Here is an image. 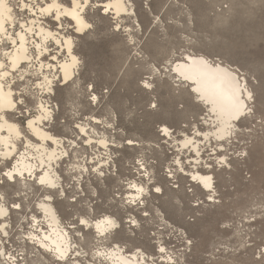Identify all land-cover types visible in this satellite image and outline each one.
<instances>
[{
  "label": "rangeland",
  "instance_id": "rangeland-1",
  "mask_svg": "<svg viewBox=\"0 0 264 264\" xmlns=\"http://www.w3.org/2000/svg\"><path fill=\"white\" fill-rule=\"evenodd\" d=\"M132 1L142 30L134 27L133 20L124 19L120 24L132 28L133 43H129L126 29L116 31V20L102 15L103 10L93 5L90 6L94 10L90 6L86 9V19L92 27L84 35L73 33L67 26L68 21L66 28H59V31L65 29L61 33L75 37L74 50L80 60L79 75L74 77L79 80L59 85L56 79L55 93L51 98L46 96L53 105H58L55 121L50 124L68 152L59 162L62 164L67 159L70 165L77 161L92 173L95 169L109 173L103 167L104 162L101 163L107 154L105 147L99 145L103 137L114 161L111 173L103 181L84 174L82 179L77 170L70 176L66 164L60 167L66 194L58 197L56 192L54 198L62 221L66 226L75 223L85 234L84 241L80 242L85 258L96 250V245L91 243L89 235L92 233L84 231L78 223L79 218L97 219L109 214L122 224L117 238L124 239L122 243L130 252L138 248L146 254H154L160 245L168 250V255H161L175 261L168 264H264L261 253L264 245V0H221L229 3L230 9L217 16L211 15L204 0ZM22 13L24 18L32 15L27 11ZM154 17L159 19L156 23H153ZM50 24L58 29L55 23ZM188 49L215 61L233 64L252 92L253 112L241 118L239 134L222 142L225 149L213 140L211 143L202 141L198 154L190 149L176 151L166 145L170 138L161 132L162 125L175 137L182 131L193 133L195 127L207 128L204 106L195 102L186 85L169 75L170 63L181 58ZM64 57L59 56V60ZM31 80L36 82V78ZM146 82L150 83L149 88L145 87ZM17 89L23 93L22 86ZM91 94L97 96V101L92 98L89 102ZM23 100L27 101L28 112L33 115L32 99L25 96ZM25 106H22L24 112ZM26 112L25 117L20 118L22 126L29 116ZM80 125H88L86 135L79 131ZM71 135L75 138L71 139ZM73 140L81 141L85 147L77 143L69 151ZM129 140L138 142L139 146H127ZM94 152L95 161L90 158L88 163V159L80 158L91 157ZM176 157L185 171L213 174V190L189 183L192 178L189 173L180 171L173 160ZM222 159L229 167L224 163V166L217 165ZM138 160H141L139 164ZM141 164L148 169V178L153 176L152 181L147 180ZM76 179H81V187ZM140 181L148 184L150 195L143 198V206L130 208L126 202L122 206L119 202L131 190L130 183ZM5 183L0 184V188L5 193L6 203L12 207L18 202L22 207L20 214L12 215L10 243L18 251L17 239L28 227L29 217L40 216L35 210L36 203L44 196L45 189L37 190L32 186L30 190L21 191ZM157 185L162 186L163 195L153 192ZM126 215L130 218L134 215L140 223L132 238L126 235ZM27 234L21 243L27 241ZM104 245L112 246V243L108 241ZM33 257L27 259L26 264H47L41 259L36 263ZM153 259L156 261L157 256ZM92 262L98 264L95 259Z\"/></svg>",
  "mask_w": 264,
  "mask_h": 264
},
{
  "label": "bare ground",
  "instance_id": "bare-ground-1",
  "mask_svg": "<svg viewBox=\"0 0 264 264\" xmlns=\"http://www.w3.org/2000/svg\"><path fill=\"white\" fill-rule=\"evenodd\" d=\"M4 3L7 5V8L10 9V11H5L4 6L0 5V64L3 65L2 67H0V85L3 86V93L9 94V98L11 99L12 103H14L16 106L13 109L0 110V116L4 118L3 120H0V127H3L5 129L3 131H0V153H4L5 151L11 152V155L8 157L0 155V168L3 167V169L0 170L1 172L0 179L2 181L0 184H4L5 182H6L5 184L9 186L13 184L14 186L19 187V190L21 191L25 189L30 190L33 186L37 190L45 189V194L39 201L36 200L37 209L35 210H37L40 213V216H35V215L31 216V223L33 224L34 227H32V231L27 234V241H24L22 243L18 242L19 250L16 251L11 249L14 248V245L10 243V239H11L10 237L13 229L12 215L14 216V214H20L18 213V211L21 210L22 207L18 202L14 204H19L20 205L19 208H14L8 205L6 203L7 201H6L5 193L0 188V197H2V199H0V208H3L8 213L6 216L0 215V264H26L27 259L31 258L32 256H34L33 259H36V263L40 262L39 259H41V261L47 264H84V263L97 264L95 262H92L94 259L98 261V264L174 263L175 261L173 260L172 257L170 256L166 257L165 255L163 256L161 255L163 253L168 255V250L164 246L158 245L159 246L157 248L158 251H155L154 254H146L143 250L138 248H134V250H132L131 252L127 251L126 247H124V243H122L124 239L120 240L117 238L118 236L117 232L120 231V229H122V224L116 217L109 214H104V216L99 217L97 219H91L90 217L88 219L83 217L79 218L78 223L80 222L81 219L87 221L86 224L83 225L80 224V226L84 228V231L88 230L87 231L88 233L90 232L92 233V235H89L92 240L91 243H94V245H96L95 246L96 250L94 252L91 251L92 253L88 257L86 256L87 258H85V253H83L82 252L83 250L81 251L82 248H80L81 247L80 242L84 241L83 238L85 237V234L82 233L80 230H78V228H76V226L74 225L75 223L68 224V226H66L62 221L61 215L55 205L56 201L54 198V194L57 192L58 194L56 195L58 197L60 196V194L61 196H64L66 194V190L63 186L64 180L62 181L61 175L59 173V169L62 165L66 164L65 167L67 168L69 167L68 173L70 172V176L71 175L73 176L77 170L80 178L82 177L83 179L82 175L84 174L85 176L88 177L93 176L99 181H103L102 179L103 178L105 179V177H107V175L111 173L110 168L114 167L113 165L114 161L112 160V152L111 149H109L110 147L109 148L106 147L107 140L104 137L100 139L99 145L105 147V151L107 154H106V159L103 158L104 160L101 163L104 162L103 167L104 168L106 167L109 173H107L104 169L102 170L95 169L94 172L92 173L90 172V169H88V167H86L85 165H81L77 163V161L71 162L70 159H69V161L71 162L70 165L66 163L67 159L62 164H60L59 162L61 161V157L63 155L66 154L68 155V152L63 144V141L59 139L55 133H53L52 126L50 123L55 121V109L56 108L58 109V105L57 103L53 105L52 102L49 100V98H51L50 96L55 93L56 79H59L58 80L59 83L57 82L59 85L61 84V82L63 83V85L66 84L68 85L69 82L72 81L73 79L74 81H76V79L79 80L78 78H74V77L76 76L77 73L79 75V70H80L79 69L80 60L74 50L75 37L71 36L70 34H64L61 32L65 30L64 29L66 28L65 24L68 21L67 26L68 27L70 26L71 29H73V33H75L78 36L84 35V32H86L87 29L92 27L89 21H87L86 19V15H85L87 11L86 9L90 5H93L96 9H100L101 11L103 10V13H101L102 15L104 16L110 15L113 18V20L114 19L116 20V27H117V29L115 28L116 31L121 30L122 28L126 29L129 32L128 33V37L130 38L129 43L131 42L133 43L134 37L130 33L132 31V28L130 27L127 28V26L123 27L121 26L120 23L124 19H128L130 21L133 20V22L135 23L134 27L135 28L137 27L139 31L142 30V26L140 24V21L138 19V14L136 12L135 3L132 0H96V1L89 0V5L86 8H84L82 12H80V17L83 23L88 25V27H82L70 17L62 16L61 19L57 21L54 18L56 15L55 10L51 14L41 15L39 8L47 7L49 4L52 3V0H43L42 4L40 3V0H36L37 6L32 8L31 11H27L30 12V14H32L33 16L30 15L29 17L26 18H24V15L22 13L26 11L23 10L22 5L24 3H28L31 5L33 3V0H4ZM56 3L62 5V7L60 8L61 12L65 8L71 9L72 7V0H56ZM91 7L92 6H90L89 8ZM105 9H107V11H105ZM148 12L150 16H153L150 11ZM156 20H159L158 17H154L153 23H156L155 22ZM49 22L55 23L58 26V29L54 28L53 25L51 26ZM20 25H24V28L22 29ZM62 27H64L62 31H59V28ZM78 27L80 28L79 31H77ZM17 33L24 36V42L22 47H19L21 42L16 36ZM12 39L17 40L16 45L12 44ZM5 52L9 53L10 56L15 53L18 57V65L14 71H13L12 62L4 55ZM61 55H63V57L65 56L64 60L62 61L59 60V56L61 59ZM45 56H47L48 58H45ZM73 57H75L77 61L75 66H71ZM170 60L171 58L168 59L167 61L171 62ZM198 61H205L213 68L219 67L225 73H227L228 76H230L233 83H238L239 85L243 86L244 89H246L245 95L248 92L252 94V92L248 87L246 79L241 78L242 75L239 73L240 71L238 70V68L234 67L233 64L231 65L226 62H220L219 60L215 61L203 54H199V53L195 54L190 49L185 51L182 54L181 58L174 60L172 63H170L171 64L169 70L170 77L177 78L178 79L177 82L186 85L188 89L187 90L188 93L191 94L195 102L201 106H204V108L206 109L204 121L207 128L200 130L199 128L195 127L194 132L188 134L187 132L185 133L182 131L180 132L179 135L180 138L173 136L170 132V129L165 125H162L161 132H163V135H165L163 130L167 129L168 134L165 136L170 138V142H166V145L169 144L170 148L175 149L176 151L190 149L196 154H198L199 152V148H200L199 144L202 141L211 143L214 140L217 146L221 148L223 147L225 149V145L222 142H226L228 138L235 137L240 130L239 123L241 118L245 117L247 114L250 115L251 113L246 111L245 114L241 116L239 119L233 120L231 122L232 128L229 132V135L225 136L223 140H218L216 138V136L220 135L218 129L222 128L223 125L217 120L215 115H211L208 112V109L211 106L199 100L197 97V93L192 91V89L196 87V85L191 80L184 79L185 74H189L195 70V63ZM62 66H68L67 75L65 74V70L64 68H62ZM5 72L8 73L7 76L3 75ZM31 78H36L35 80L36 82L32 83L33 79L31 80ZM22 84H25V86H23ZM145 84L150 85L149 82H146ZM20 86L24 88L23 93H21L20 91H18L19 89H17ZM88 90L91 91V88H89ZM94 95L91 94L90 98L92 99ZM25 96L28 97L29 99L30 98L32 99L33 103H31V107L34 110L33 115L29 114L28 112L29 105L27 101L23 100V97ZM46 96H48L49 98ZM94 97L95 99L93 101H97L98 99L97 96ZM89 102H91V100ZM245 102L251 108V104L253 103L252 99L246 100ZM2 103L3 101H0V104ZM24 104L26 105L24 108L27 109L26 110L27 112L26 111L25 112L29 116L27 118V122L25 126L24 125L22 126V124H20V118H23V116L25 117V112L22 111L23 110L22 106ZM45 114L48 117L46 120L38 119L39 117ZM5 121L7 122V124L14 125L16 130L20 133L19 138H16L13 135L11 138L7 140V147L5 145V138L9 137V133L6 130L7 126L5 124ZM29 121L36 122L34 124V127L38 130V134H33L32 129L29 128L28 126ZM87 126L88 125H80L78 127L80 132H81V128L84 129V132L83 133L81 132V134L86 135L88 133L86 131ZM92 132H94L93 129ZM197 132H200L199 136L196 135ZM45 137H51V139H46ZM188 139L194 140L195 143L191 145L189 148H185L184 143ZM231 140L232 139H230V141ZM101 141H103V143H101ZM69 144H70L69 147L77 145L75 140L71 141V143ZM127 146L129 147L139 146V143L132 141V143L131 144L128 143ZM141 159L143 160V154ZM173 160L177 164V167L179 169H183L182 171L183 173L185 172L189 173L191 178L194 175L199 177L210 176L212 178L210 181V183L212 184L211 190H213V179H214L213 174H211L210 172L201 173L199 171H185L182 165L183 163L179 161L180 160L179 158L176 157V159ZM222 160L224 161L223 163L229 167V164L225 162V159ZM220 161L219 163H217V165L218 164L223 165V163H220ZM139 162H141V160H138V164ZM13 166H16V168L19 171H21L23 175L22 176L16 175L14 180L9 181L7 177L3 175V172L12 170ZM141 166H143L142 169L144 170L147 176V180L152 181L153 176L151 178H148L149 177L148 169L143 164H141ZM26 169L31 170L32 176L28 175V171ZM45 172L54 178V183L56 185L54 188L42 187L41 185L35 182L37 176L42 175ZM152 172L150 174H152ZM68 173L67 175H69ZM171 177L174 178L173 176ZM80 180L76 179L79 187L82 186ZM189 181H190L189 183H191L194 186H197L200 189L201 187L202 189H206L200 180L192 179L191 181V179H189ZM195 183L198 185H195ZM132 184H135L137 188L142 187L144 190L143 193H137L134 189L130 188L132 191L131 190L128 191L125 194L124 199L121 200V202L119 203L123 206V204H125L124 202H126V204L128 203L127 206L130 208L136 206L139 207L143 206L145 201L143 200V198L150 196L148 193V187H147L148 184L143 182L141 183V181L140 183L133 182ZM199 184L201 185V187ZM156 188H160L161 191L156 192L155 191ZM163 191L164 190L162 189V186L157 185L156 187H153V192L157 194L160 193L161 195H163L164 194ZM137 195H139L140 197L139 200L135 199ZM45 196H51V199L44 200ZM58 197L57 199H59ZM41 203L46 205L47 211L39 207ZM129 216L125 217V220L127 221H125L124 223L126 224L125 226L126 235L129 238H132V236L134 235V231L140 227L139 225L140 223L139 220L134 215L133 218H130ZM104 217H108L109 219H111L115 226L110 228L104 234H100L97 231L96 225L97 222L102 220ZM162 220L164 221L163 218ZM76 235L79 238L77 237L76 239ZM45 236L48 237L47 241L43 239ZM108 241H111L112 246L104 245ZM56 245H60L62 248L67 247L68 254L64 260L58 261L56 259L57 253L54 251ZM9 246L11 247L9 248ZM49 248L53 249V251H49L48 250ZM161 248L164 249L163 253L160 252ZM97 252L102 253V255L97 256L96 255ZM261 253H262V258L264 260V245ZM37 254H39L40 257H36ZM154 256H157L156 261L153 259Z\"/></svg>",
  "mask_w": 264,
  "mask_h": 264
},
{
  "label": "snow or ice",
  "instance_id": "snow-or-ice-1",
  "mask_svg": "<svg viewBox=\"0 0 264 264\" xmlns=\"http://www.w3.org/2000/svg\"><path fill=\"white\" fill-rule=\"evenodd\" d=\"M40 3H43V0H40ZM0 5L4 6L5 11H10V9L7 8V5L4 3V0H0ZM89 5V0H72V7L71 9L65 8L62 12L60 11V8L62 5H59L56 3V0H52V3L49 4L47 7H40L39 11L41 15H48L51 14L54 10L56 12L55 19L59 21L61 17H70L71 19L75 20L77 24L81 25L82 27H88V25L84 24L81 17L80 12L84 10ZM36 0H33V3L30 5L28 3H24L22 5L23 10L31 11L32 8L36 7ZM107 11V9H105ZM20 27L23 29L24 25H20ZM80 28H77V31H79ZM18 39L20 40V46L22 47L24 42V36L20 35L19 33L16 34ZM7 39V37H6ZM12 44L16 45L17 40L12 39ZM39 47V46H37ZM5 57H7L13 65V71L18 65V57L14 53L11 56L9 53H4ZM77 63L75 57L72 58L71 66H75ZM3 65L0 64V67ZM67 67L68 66H62L65 70V74L67 75ZM4 76H7L8 73L5 72L3 74ZM185 80H191L196 87L192 89L193 92L197 93V97L199 100L204 102L205 104L210 105L211 107L208 109V112L211 115H215L217 120L223 125L222 128L218 129L220 132V135L216 136L218 140H223L225 136L229 135V132L232 128V121L239 119L241 116L245 114V112H251L252 109L246 104V100L252 99V94L248 92L245 95L246 89L243 88V86L239 85L238 83H233L230 76H228L227 73H225L222 69L219 67L213 68L211 65L207 64L205 61H198L195 63V70L192 71L189 74L184 75ZM150 85L145 84V87H149ZM95 99V97H93ZM0 101H3L2 104H0V110L3 109H13L15 108V104L12 103L11 99L9 98V94L3 93V86L0 85ZM153 108L156 107V105H152ZM47 115H43L39 117L38 119H47ZM4 118L0 116V120H3ZM35 121H29L28 126L32 129L33 134H38V130L34 127ZM6 124V130L9 133V137L5 138V145L7 147V140L11 138L13 135L16 138H19L20 133L16 130L14 125ZM5 130L3 127H0V131ZM164 134L167 135V129H164ZM81 132H84V129L81 128ZM197 136L200 135V132L196 133ZM215 135V134H214ZM46 139H51V137H45ZM90 143V142H89ZM103 143V141H101ZM132 141H129V144H131ZM195 143L194 140L188 139L184 143L185 148H189L191 145ZM0 155H3L5 157H8L11 155L10 151H5L4 153H0ZM224 161L221 160L220 163H223ZM27 170V169H26ZM28 175L32 176L31 170H27ZM180 171H183V169H180ZM3 175L7 177L9 181H12L15 179L16 175H23L21 171H19L16 166H13L12 170L3 172ZM193 180H200L203 183V186L206 189H211L212 184L210 183L211 177H199V176H192ZM35 182L41 185L42 187H55L54 178L51 177L48 173H44L42 175H38L35 179ZM130 188L134 189L137 193H143V188H137L135 184H130ZM156 192H160V188L155 189ZM139 195L136 196V200H139ZM2 199V197H0ZM51 199V196H45L44 200ZM211 199V197H210ZM12 207L19 208V204H13ZM39 207L45 211L46 205L41 203ZM7 211L3 208H0V215H7ZM87 221L84 219L80 220V224H86ZM114 223L111 219L108 217H104L102 220L97 222V231L100 234H104L107 232L110 228L114 227ZM45 241L48 240V237L45 236L43 238ZM43 246V245H42ZM49 251H53V249L49 248ZM54 251L57 253L56 259L64 260L65 257L68 254L67 247H61L60 245H56ZM160 252L163 253L164 249L161 248ZM97 256H101L102 253L97 252Z\"/></svg>",
  "mask_w": 264,
  "mask_h": 264
},
{
  "label": "built area",
  "instance_id": "built-area-1",
  "mask_svg": "<svg viewBox=\"0 0 264 264\" xmlns=\"http://www.w3.org/2000/svg\"><path fill=\"white\" fill-rule=\"evenodd\" d=\"M144 2H147L148 0H143ZM204 3H205V5L206 6H208L209 7V9H210V12H211V15L212 16H217V15H219V14H225V13H227L228 11H229V9H230V4L228 3H225V2H221V0H204ZM91 101H92V99H91ZM71 139H73V136L71 135ZM76 143H78L79 145L78 146H80V144H83L81 141H77ZM66 147H67V145H66ZM82 147H85L84 146V144H83V146ZM82 147H81V149H82ZM69 148V151L72 149V147H68ZM73 148H75V147H73ZM76 150L78 149V147L77 148H75ZM71 153V152H70ZM94 156V157H93ZM84 157V158H83ZM95 152L91 155V157L90 156H82V157H80V158H83V159H88V163L90 162V158H92V160L93 161H95ZM89 166H90V164H89ZM207 201H208V199H207ZM209 203H211V202H209ZM38 214H36V216H37ZM32 216V215H31ZM32 227H34L33 226V224L31 223V217H29V223H28V227L26 228V230L25 231H21L20 232V234H21V238L20 239H17V243L18 242H21L22 240H23V237L25 238V235L27 234V233H29V232H31L32 231ZM17 246V245H16ZM11 246H9V248H10ZM12 250H16L17 248H11ZM19 249V248H18ZM17 254V253H16ZM20 258V257H19Z\"/></svg>",
  "mask_w": 264,
  "mask_h": 264
}]
</instances>
